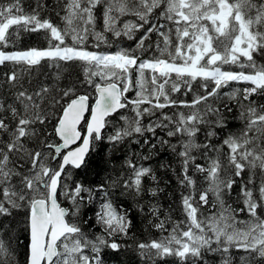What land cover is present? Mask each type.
I'll use <instances>...</instances> for the list:
<instances>
[{"label":"snow or ice","instance_id":"6c2138e0","mask_svg":"<svg viewBox=\"0 0 264 264\" xmlns=\"http://www.w3.org/2000/svg\"><path fill=\"white\" fill-rule=\"evenodd\" d=\"M45 7L0 2V264H21V245L23 264H105L132 227L116 191L160 233L134 241L139 264H264V105L251 99L264 96V0H63L60 23L41 18ZM39 31L47 47H16ZM43 66L55 84L33 86ZM72 66L82 76L59 87ZM232 83L250 86L224 91ZM222 97L241 109L239 132L232 106H214ZM126 142L175 154L180 218L161 217L157 170L140 162L150 155L126 157L111 183L75 178Z\"/></svg>","mask_w":264,"mask_h":264},{"label":"trees","instance_id":"16d2710c","mask_svg":"<svg viewBox=\"0 0 264 264\" xmlns=\"http://www.w3.org/2000/svg\"><path fill=\"white\" fill-rule=\"evenodd\" d=\"M0 2H6V0H0ZM23 7L25 12H30L33 8L36 7L37 0H22ZM41 3L46 5V7L41 11V18H51L55 23H60V18L56 16V12H61L60 5L63 4V0H41ZM63 13L61 12V15ZM128 43H132L130 41H121L119 46H125ZM48 46V40L43 31L39 32H21L19 39L16 41V47L19 49H27L31 47L36 48H45ZM112 50V49H107ZM259 63H264V58H258ZM11 67V66H9ZM230 67L232 71H240L236 66H225L226 69ZM8 68H0V73L7 71ZM245 71H248L245 69ZM82 73L78 66H72L67 69V73L65 78L60 82L59 87H63L65 84L75 81L77 77H81ZM32 82V85L35 86L39 81H43L45 84H55L54 78V70L48 68L47 66L41 67L33 76L29 77ZM199 81H197L193 85V90L199 91L197 85ZM27 86V85H26ZM247 84H237L232 83L228 86V88L224 89V91H231L233 88H244L249 87ZM89 92H92V89H87ZM83 91V89H81ZM94 95V93H93ZM177 96L179 94H176ZM193 93H189L184 99L190 100L192 98ZM251 99L255 100L258 105H264V96L254 95ZM222 102L228 103L232 106L231 112H225V115L228 117L229 124L231 130L234 132H239L242 127L244 121L240 118L239 113L241 109L236 105V101L229 100L227 97H222L220 101L215 102L214 106L221 107ZM224 111V109H221ZM125 112V114H129L126 110H121ZM171 111V110H166ZM187 111V110H184ZM119 113H117L114 117H112L113 123L116 124L118 122ZM88 119V115L86 117ZM51 129L49 128V131ZM109 133H111V128L108 129ZM202 139V137H201ZM219 139V137H217ZM155 142V141H153ZM174 142V141H173ZM135 154V157H139L141 155H150V159L147 161H140L141 163L147 165H151L153 169L157 170V175L160 178V187L163 191L159 194L158 201L161 205V217L171 214L174 220L180 218L182 213L178 211L179 202H180V192L181 189L176 180V173L179 170V162L175 156V154L171 153L170 149L167 147H159L157 150H151L144 146H137L134 143L126 142L124 145L118 146L116 149L108 148L106 153L108 157V162L104 163L102 166H97L93 163L88 169H84L75 174V178L89 183L91 185H96L100 182L111 183L110 177L112 179H116L118 175H126V164L125 158L132 157ZM218 154L215 152H209V157H216ZM223 162V157H221ZM210 161L205 159L204 157L197 154V163L207 164ZM164 165H169V167H163ZM99 173V175L97 174ZM245 179H247V173L244 174ZM197 187H203V181L200 177V174H197ZM239 180L237 181V185L234 186V190L231 196L227 197L228 203H231L234 208H238L242 206V202L238 199L239 193ZM116 199L114 203L117 205H121L124 209H126L129 213V218L132 220V227L130 229L129 237H117L124 245L122 250L119 253L112 252L110 250H106L107 254L105 255V264H139V257L136 256L134 251V241L142 238H152L159 236L160 233L152 228L148 223V218L145 213H141L136 205V201L129 195H120L119 191L115 193ZM146 199V198H145ZM211 200V197H210ZM144 203V201H142ZM98 206H90L87 211V216L92 217L93 219L89 220V223H93V209ZM171 209V212H170ZM239 218H244V214L240 213ZM153 223L155 220L153 219ZM170 227V226H169ZM94 232H99V226L90 229ZM166 234V233H165ZM24 244L27 243V240H24ZM25 249L23 245L20 248V259L21 264H23V253ZM169 264H175L174 258H167ZM209 264H216L214 261H210Z\"/></svg>","mask_w":264,"mask_h":264},{"label":"water","instance_id":"95a60500","mask_svg":"<svg viewBox=\"0 0 264 264\" xmlns=\"http://www.w3.org/2000/svg\"><path fill=\"white\" fill-rule=\"evenodd\" d=\"M86 117H87V114L85 115V119H86Z\"/></svg>","mask_w":264,"mask_h":264},{"label":"rangeland","instance_id":"374dc122","mask_svg":"<svg viewBox=\"0 0 264 264\" xmlns=\"http://www.w3.org/2000/svg\"><path fill=\"white\" fill-rule=\"evenodd\" d=\"M124 46V45H123Z\"/></svg>","mask_w":264,"mask_h":264}]
</instances>
